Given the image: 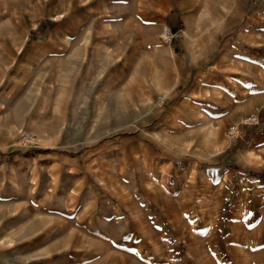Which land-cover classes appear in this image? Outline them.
Segmentation results:
<instances>
[{
	"label": "rangeland",
	"instance_id": "obj_1",
	"mask_svg": "<svg viewBox=\"0 0 264 264\" xmlns=\"http://www.w3.org/2000/svg\"><path fill=\"white\" fill-rule=\"evenodd\" d=\"M66 2L0 0V264H187L177 249L187 239L168 237L184 222L156 207L153 224L123 211L143 186L222 168L221 153L238 140L226 141L224 128L239 117L213 124L194 112L189 98L205 96L189 93L199 67L188 70L174 41L160 43L163 26L154 38L150 21L142 29L116 21L80 30L88 38L78 41ZM152 40L166 46L152 53L169 60L149 56ZM250 139L235 152L264 190V163L243 153ZM143 226L162 237L141 239Z\"/></svg>",
	"mask_w": 264,
	"mask_h": 264
},
{
	"label": "crops",
	"instance_id": "obj_2",
	"mask_svg": "<svg viewBox=\"0 0 264 264\" xmlns=\"http://www.w3.org/2000/svg\"><path fill=\"white\" fill-rule=\"evenodd\" d=\"M67 2L68 6L72 3V7L67 8L68 29L76 31L78 41L87 40L86 33L92 26L112 28L116 21L127 27L135 24L139 29L147 27L150 21L151 32L156 38L157 31L165 23L180 29L181 35L174 42L183 55L182 60L187 62L190 71H194L193 66L199 67L192 76L193 88L189 93L205 95L202 100L190 97L189 106L194 112H203L201 114L210 123L232 122L251 111L260 113L262 123L257 128L245 127V139L225 146L220 155L224 159L222 168L203 172L199 179L196 177L194 182L186 184L182 175L169 188L160 184L143 186L145 196L133 199L123 212L153 224L157 221L151 219V211L156 207L162 217L172 216L174 221L184 222L185 228H172L174 235L168 237L178 242L183 236L187 239L186 246L177 247L188 255L187 264H264L261 176L253 171L249 161L235 152L251 137L246 148L251 149H244V156L252 154L251 160L264 163V0H252L255 5L248 9L235 6L229 0ZM219 20V24L211 25ZM96 21L98 23H94ZM80 30L86 33L80 34ZM147 36H141V42L146 45ZM65 38L72 40L66 34ZM149 43V56H154L158 62H163L166 55L169 58V54L161 51L152 53L155 48L166 46L153 40ZM177 71L178 77L180 71L184 73L183 67ZM153 228L148 230L143 226L139 237L145 238L150 233L162 237L163 230Z\"/></svg>",
	"mask_w": 264,
	"mask_h": 264
},
{
	"label": "built area",
	"instance_id": "obj_3",
	"mask_svg": "<svg viewBox=\"0 0 264 264\" xmlns=\"http://www.w3.org/2000/svg\"><path fill=\"white\" fill-rule=\"evenodd\" d=\"M179 30H173L169 26L162 28L159 40L164 45H170L174 40L179 37ZM258 122H261V116L258 111L250 112L247 115L240 117L235 123L229 124L223 133V137L226 141L231 142L236 139H244L245 134L243 129L245 127L255 126Z\"/></svg>",
	"mask_w": 264,
	"mask_h": 264
},
{
	"label": "bare ground",
	"instance_id": "obj_4",
	"mask_svg": "<svg viewBox=\"0 0 264 264\" xmlns=\"http://www.w3.org/2000/svg\"><path fill=\"white\" fill-rule=\"evenodd\" d=\"M258 123H259V122H258ZM258 123H257V124H258ZM257 124H256V125H257ZM210 132H211V131H210Z\"/></svg>",
	"mask_w": 264,
	"mask_h": 264
}]
</instances>
